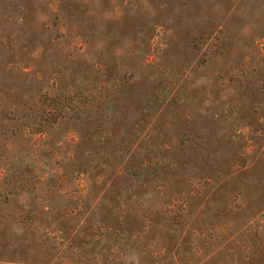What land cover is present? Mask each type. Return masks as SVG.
Instances as JSON below:
<instances>
[{"label":"rangeland","instance_id":"374dc122","mask_svg":"<svg viewBox=\"0 0 264 264\" xmlns=\"http://www.w3.org/2000/svg\"><path fill=\"white\" fill-rule=\"evenodd\" d=\"M0 264H264V0H0Z\"/></svg>","mask_w":264,"mask_h":264},{"label":"trees","instance_id":"16d2710c","mask_svg":"<svg viewBox=\"0 0 264 264\" xmlns=\"http://www.w3.org/2000/svg\"><path fill=\"white\" fill-rule=\"evenodd\" d=\"M54 118H53V121L56 122L57 120L63 118L65 115L64 114H61L60 112L58 111H54V115H52Z\"/></svg>","mask_w":264,"mask_h":264}]
</instances>
